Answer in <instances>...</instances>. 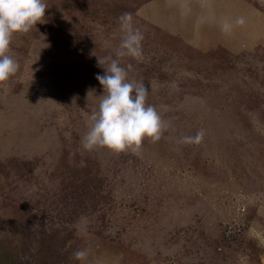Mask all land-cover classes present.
Wrapping results in <instances>:
<instances>
[{"label":"rangeland","instance_id":"374dc122","mask_svg":"<svg viewBox=\"0 0 264 264\" xmlns=\"http://www.w3.org/2000/svg\"><path fill=\"white\" fill-rule=\"evenodd\" d=\"M44 3L0 86V264H264V0ZM124 13L167 129L139 155L81 143Z\"/></svg>","mask_w":264,"mask_h":264},{"label":"clouds","instance_id":"9594fccd","mask_svg":"<svg viewBox=\"0 0 264 264\" xmlns=\"http://www.w3.org/2000/svg\"><path fill=\"white\" fill-rule=\"evenodd\" d=\"M46 10L44 0H0V86L19 69L18 62L9 54L14 35L26 34L37 24L45 23ZM119 21L122 36L115 50L117 58H98V65L105 70V74L96 76L103 95L98 98V109L85 114L88 131L81 143L88 151L102 147L116 153L139 155L146 140L158 142L167 129L160 111L147 104L149 91L145 83L129 80L128 71L120 66L119 58L125 56L143 62L144 35L134 27L130 13L122 14ZM235 24L244 25V17H238ZM230 27L227 22L224 24L225 29ZM105 64L108 66L104 67ZM204 135L205 130L200 129L194 136H183L181 143L199 144ZM74 255L80 260L86 253L81 250Z\"/></svg>","mask_w":264,"mask_h":264},{"label":"trees","instance_id":"16d2710c","mask_svg":"<svg viewBox=\"0 0 264 264\" xmlns=\"http://www.w3.org/2000/svg\"><path fill=\"white\" fill-rule=\"evenodd\" d=\"M15 264V263H14Z\"/></svg>","mask_w":264,"mask_h":264}]
</instances>
